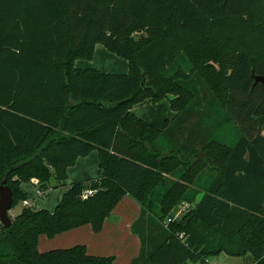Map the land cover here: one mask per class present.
<instances>
[{"label": "trees", "instance_id": "16d2710c", "mask_svg": "<svg viewBox=\"0 0 264 264\" xmlns=\"http://www.w3.org/2000/svg\"><path fill=\"white\" fill-rule=\"evenodd\" d=\"M97 44L127 74L74 66ZM255 76L264 77V0H0V183L12 208L26 200L21 183L63 187L92 150L101 170L66 187L53 210L24 207L0 224V264H116L82 245L40 253L37 244L84 225L99 233L126 195L140 206L130 264L263 258L264 86ZM166 98L174 117L161 130L131 112ZM218 115L222 141L201 120ZM182 203L191 208L168 222Z\"/></svg>", "mask_w": 264, "mask_h": 264}, {"label": "crops", "instance_id": "0c3cea01", "mask_svg": "<svg viewBox=\"0 0 264 264\" xmlns=\"http://www.w3.org/2000/svg\"><path fill=\"white\" fill-rule=\"evenodd\" d=\"M74 66L78 69H95L104 74H127L128 72V64L125 60L110 53L99 44L94 46L93 55L90 60H76ZM140 104L142 103L132 106V114L158 130L162 129L165 120L174 117V112L171 109V113L168 114L169 118L167 119L162 118L165 116L157 113L154 115L146 113L147 115L145 116L144 113L140 112L139 107H137ZM100 176L101 170L98 165L97 150H92L86 156L76 159L74 165L67 169V179L63 187L66 188L73 183L98 179ZM64 191L65 189L63 188L60 192L58 191L59 198L62 197ZM177 212L178 209H172L168 217L173 221H178L181 216H178ZM139 215L140 206L131 197L126 195L115 206L110 218L104 222L102 230L99 233H94L89 225H84L57 235L52 239L40 236L37 244L38 251L44 253L51 250L68 249L76 245H82L90 256L112 257L116 264H130L140 252L139 238L131 231V226ZM260 260H264V257ZM260 262H256L255 264H260Z\"/></svg>", "mask_w": 264, "mask_h": 264}, {"label": "rangeland", "instance_id": "374dc122", "mask_svg": "<svg viewBox=\"0 0 264 264\" xmlns=\"http://www.w3.org/2000/svg\"><path fill=\"white\" fill-rule=\"evenodd\" d=\"M169 98H171V97H169ZM137 107H139L140 112L144 113L145 116L147 114L154 115L155 113H157V114H161L162 116H165L162 118L167 119V118H169L168 114L171 113L168 98L163 99L162 101H159V102L154 103V104L145 102V103L140 104ZM201 120L208 127L210 125H212L211 132H214V131L218 132L216 134L218 140H221L224 137H227L226 129H223V128L216 129V124L214 122H216V121L219 122L221 120V117L219 115H218V117L215 116L213 121H207L206 119H201ZM203 127H204L203 129L205 130L206 127L205 126H203ZM263 134H264V129H263ZM181 158L187 159L188 157H181ZM201 175L205 176L204 179H201V182H202V180L208 179L207 174H205V170H203ZM50 182H51L50 185L52 188L49 189L47 194L45 196H43L42 198H38V197L34 196L36 189L32 185L31 182L21 183L22 190L24 193H26V200L28 203H30V205H32L33 208L44 209V210H53L57 206V204L59 203L61 197L60 198L58 197V195H59L58 191L60 192L62 188L63 189H65V188L58 186L53 180H51ZM197 185H199L198 182H197ZM22 207H24V206L21 204V201H18V203H16L14 205V207L8 212V215L10 217H14V216L18 215L19 212L21 211ZM175 209H178V208L175 207ZM256 262H260V264H264V260H260V259L255 260L251 254H247L243 257H231L229 255H226L225 253H220L217 256L209 257L207 259V264H255ZM189 264H193V263H189Z\"/></svg>", "mask_w": 264, "mask_h": 264}, {"label": "water", "instance_id": "95a60500", "mask_svg": "<svg viewBox=\"0 0 264 264\" xmlns=\"http://www.w3.org/2000/svg\"><path fill=\"white\" fill-rule=\"evenodd\" d=\"M254 84H261L264 86V77L255 76ZM13 206V194L9 186L6 185V181L3 180L0 183V224L4 228H9L12 219L8 215V212Z\"/></svg>", "mask_w": 264, "mask_h": 264}, {"label": "built area", "instance_id": "2783aa9c", "mask_svg": "<svg viewBox=\"0 0 264 264\" xmlns=\"http://www.w3.org/2000/svg\"><path fill=\"white\" fill-rule=\"evenodd\" d=\"M32 183V185L35 187L36 191L34 196L38 197V198H42L43 196L46 195L47 192H45L44 190H42L40 188V184L39 181L37 179H32L30 181ZM92 194V191L88 190L84 193V197L90 196ZM21 204L24 207H32V205H29V203L27 202V200H24L21 202ZM189 208H191V205L187 204V203H182L178 206V212L177 215L178 216H182ZM172 219L169 218L168 222L171 221ZM173 221V220H172Z\"/></svg>", "mask_w": 264, "mask_h": 264}]
</instances>
